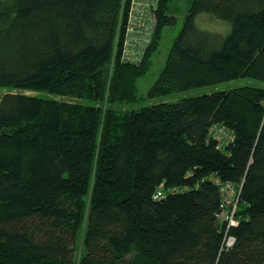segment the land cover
Here are the masks:
<instances>
[{"label": "trees", "instance_id": "trees-1", "mask_svg": "<svg viewBox=\"0 0 264 264\" xmlns=\"http://www.w3.org/2000/svg\"><path fill=\"white\" fill-rule=\"evenodd\" d=\"M131 1L0 0V264H264V0H192L147 95L262 87L122 112L177 24L160 0L144 58L127 62Z\"/></svg>", "mask_w": 264, "mask_h": 264}, {"label": "rangeland", "instance_id": "rangeland-1", "mask_svg": "<svg viewBox=\"0 0 264 264\" xmlns=\"http://www.w3.org/2000/svg\"><path fill=\"white\" fill-rule=\"evenodd\" d=\"M192 0H175V3H173V15L177 18V24L175 26L167 27L163 33L161 43L158 47V51L155 54V56L152 58L151 66L147 72V75L137 81V92L139 99L136 103H125V104H118L115 105V108L122 112H126L129 110H137L144 107H148L152 104H157L159 102H174L179 101L183 97H188L192 95H203V94H211L215 91H225L228 89H235L236 87H242V86H255V87H262V83L256 80L251 79H236L234 81L225 82L223 84L215 85L214 87H203V88H196L192 89L191 91H187L181 94H172L170 96L165 97H159V98H149L147 95L148 90L150 87L153 86L154 82L158 79V77L161 74L162 69L167 63L168 55L171 51V47L174 43V41L177 39L179 32L183 28V23L186 17V14L190 7V2ZM201 25L203 26H210V25H220L225 28L228 25H226L224 22L216 21L207 19L205 16H202L200 18ZM216 27V26H215ZM229 28V26H228ZM28 95L36 96L34 92H26ZM68 101V100H67ZM83 234L82 238L80 240L79 248H78V254L82 255L83 253Z\"/></svg>", "mask_w": 264, "mask_h": 264}, {"label": "built area", "instance_id": "built-area-1", "mask_svg": "<svg viewBox=\"0 0 264 264\" xmlns=\"http://www.w3.org/2000/svg\"><path fill=\"white\" fill-rule=\"evenodd\" d=\"M160 0H132L128 19L125 24V34L120 51L122 59L133 64L139 63L146 53L155 33L157 21L156 9ZM117 40V39H116ZM119 47L118 42L114 52ZM224 192V205L220 218L227 226L224 245L231 248L236 241L235 237L229 236V230L237 224L236 212L240 203L241 190L232 183L222 187Z\"/></svg>", "mask_w": 264, "mask_h": 264}, {"label": "bare ground", "instance_id": "bare-ground-1", "mask_svg": "<svg viewBox=\"0 0 264 264\" xmlns=\"http://www.w3.org/2000/svg\"><path fill=\"white\" fill-rule=\"evenodd\" d=\"M231 232V231H230Z\"/></svg>", "mask_w": 264, "mask_h": 264}]
</instances>
